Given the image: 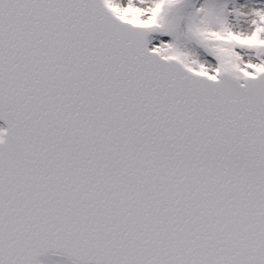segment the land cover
<instances>
[{"label": "snow or ice", "instance_id": "1", "mask_svg": "<svg viewBox=\"0 0 264 264\" xmlns=\"http://www.w3.org/2000/svg\"><path fill=\"white\" fill-rule=\"evenodd\" d=\"M0 264H264V0H0Z\"/></svg>", "mask_w": 264, "mask_h": 264}]
</instances>
